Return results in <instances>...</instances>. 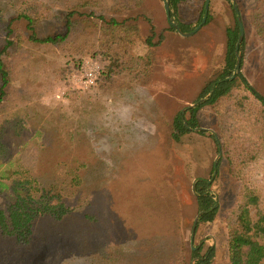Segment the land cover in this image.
Segmentation results:
<instances>
[{
	"label": "rangeland",
	"instance_id": "obj_1",
	"mask_svg": "<svg viewBox=\"0 0 264 264\" xmlns=\"http://www.w3.org/2000/svg\"><path fill=\"white\" fill-rule=\"evenodd\" d=\"M13 2L16 8L24 5V0ZM233 2L244 26L241 75L264 97V45L246 20L256 0H209L207 11L206 0H181L177 10L170 8V19L163 0H144L137 8L122 10L115 9L113 0H104V7L97 11L136 19L140 34L129 45L132 55H143L148 50L145 39L152 36L155 58L145 82L126 74L105 80L100 72L107 62L89 52L74 69L68 43L27 47L16 62L20 70L16 89L0 105L4 106L0 138L11 153L0 171L24 164L56 175L62 199L71 208L66 230H72V235L61 232V224L49 225L45 218H37L35 231L45 240L25 256L24 264H112L99 253V246L116 251L125 261L116 264H169L173 259L174 264H182L192 248L190 233L197 215L192 213V224H185L190 209L181 195L187 174L204 172L216 160V175L211 172L204 177L210 180L209 190L218 202L217 215L198 225L192 244L195 248L203 244V251L214 248L211 264H229L221 219L233 200L236 183L227 175L225 160L222 154L217 157L219 151L207 134L190 130L170 146L163 132L173 116L196 102L206 82L220 72L226 29L235 24ZM170 21L197 30L182 36ZM85 65L97 68V73L93 83L84 87L74 76ZM203 106L197 113L200 127L214 130V112L209 105ZM65 128L71 129L68 139H64ZM180 175L182 180H175ZM73 176L79 179L76 187L68 183ZM196 179L192 178L191 189ZM2 190L0 207L10 193L8 188ZM16 254H8L11 264L16 263ZM189 263L195 260L190 258Z\"/></svg>",
	"mask_w": 264,
	"mask_h": 264
},
{
	"label": "trees",
	"instance_id": "obj_2",
	"mask_svg": "<svg viewBox=\"0 0 264 264\" xmlns=\"http://www.w3.org/2000/svg\"><path fill=\"white\" fill-rule=\"evenodd\" d=\"M13 1L0 2V105L8 102L16 89L15 80L20 71L16 62L28 46L44 48L68 43L73 49L70 59H73L74 69L80 67L82 56L87 52L98 55L107 62L100 72L105 80H111L117 74L132 75L141 82L149 78L155 58L152 36L145 39L148 50L143 55H132L129 45L140 34L136 19L97 11L104 7V0H24L20 8H16ZM180 1L169 0L170 8L177 10ZM113 2L116 10H122L137 8L144 0ZM246 20L264 45V0H256L248 9ZM179 27L183 32L190 30L184 24H179ZM238 35L239 25L235 17V24L226 29L223 66L214 78L206 82L196 100L206 99L184 113L175 114L163 135L170 146L180 142L190 130L200 127L197 113L203 105L212 108L217 138L207 130H199V133L213 139L216 151L220 150L225 160L227 175L236 183L233 200L221 219L227 260L229 264H264V97L249 85L243 75L229 79L235 68ZM186 112L188 117H185ZM70 130L65 128L64 139H68ZM8 145L0 138V167L9 163L11 153ZM34 169L32 165L23 164L0 171V190L8 188L10 191L5 206L0 207V264H11L8 254L14 251L17 253L15 264H24L25 256L45 240L35 231L37 218H45L49 225L61 224L59 230L72 235L66 222L71 208L62 199V191L59 192V179L56 175ZM169 170L171 172V166ZM212 170L214 165L198 176L187 174L185 194L181 195L182 202L190 209L185 215L187 226L192 224V213L202 211L196 229L201 223L213 221L217 215L218 202L209 190V180L204 177L213 173ZM194 177L197 179L191 189ZM175 180L181 181V175ZM68 183L76 187L79 179L73 176ZM82 231H85L84 227ZM202 245L195 249L189 247L188 258L181 259L182 264H190V258L195 260V264H211L215 250L208 246L203 251ZM98 248L104 259L112 264L125 262L116 251H106L104 246ZM169 264H174V259Z\"/></svg>",
	"mask_w": 264,
	"mask_h": 264
},
{
	"label": "water",
	"instance_id": "obj_3",
	"mask_svg": "<svg viewBox=\"0 0 264 264\" xmlns=\"http://www.w3.org/2000/svg\"><path fill=\"white\" fill-rule=\"evenodd\" d=\"M208 1L209 0H206V4H205V10L207 11L208 9ZM163 4H164V8H165V11H166V14H167V17L168 19H170V13H171V9H170V3H169V0H163ZM233 8H234V11L236 13V18H237V21H238V25H239V35H238V38H237V41H236V44H235V56H236V63H235V68H234V71L232 73V75L229 77V79H232L234 78L236 75H240L241 74V66H240V63H241V54H240V51H239V47H240V43L243 39V36H244V26H243V22L241 20V15H240V12H239V9L237 7V4L235 2H233ZM205 18H206V15L203 17V20H202V23L205 21ZM170 24L182 35V36H190L192 35L196 30L197 28L191 30V31H188V32H183L181 30V28L179 27V25L175 24L174 22L170 21ZM206 98H201L199 99L198 101L188 105L187 107H185L184 109H182V113H184L187 109L189 108H193L195 107L199 102L201 101H204ZM186 124V123H185ZM193 130L195 131H199V130H207L209 132H211L212 134H214L215 138H217V134L216 132L213 130V129H206V128H203V127H197V128H194ZM218 147L220 148V145H218ZM221 155V151L219 150L218 152V156L219 157ZM216 164H217V160L214 162V170H213V176L216 174L217 170H216ZM194 184L195 182L193 183L192 185V188L194 187ZM202 211L198 212L197 215L195 216L194 218V221H193V224H192V228H191V233H190V242H191V247L192 249H195V247L193 246V239H194V234H195V229H196V226H197V223L199 221V217L201 215Z\"/></svg>",
	"mask_w": 264,
	"mask_h": 264
},
{
	"label": "built area",
	"instance_id": "obj_4",
	"mask_svg": "<svg viewBox=\"0 0 264 264\" xmlns=\"http://www.w3.org/2000/svg\"><path fill=\"white\" fill-rule=\"evenodd\" d=\"M96 73L97 68L85 65V67L74 76V80L76 83L85 87L93 83Z\"/></svg>",
	"mask_w": 264,
	"mask_h": 264
},
{
	"label": "flooded vegetation",
	"instance_id": "obj_5",
	"mask_svg": "<svg viewBox=\"0 0 264 264\" xmlns=\"http://www.w3.org/2000/svg\"><path fill=\"white\" fill-rule=\"evenodd\" d=\"M209 182H210V180H209Z\"/></svg>",
	"mask_w": 264,
	"mask_h": 264
}]
</instances>
